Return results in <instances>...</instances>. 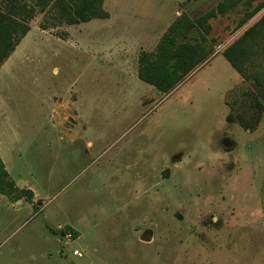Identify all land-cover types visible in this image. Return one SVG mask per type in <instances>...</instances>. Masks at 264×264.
<instances>
[{"label":"rangeland","instance_id":"obj_1","mask_svg":"<svg viewBox=\"0 0 264 264\" xmlns=\"http://www.w3.org/2000/svg\"><path fill=\"white\" fill-rule=\"evenodd\" d=\"M221 1L102 0L108 19L71 26L35 13L0 65V158L33 193L0 194V264H264V112L245 96L261 90L221 54L262 0L208 21L212 54L171 92L137 78L178 16Z\"/></svg>","mask_w":264,"mask_h":264},{"label":"trees","instance_id":"obj_2","mask_svg":"<svg viewBox=\"0 0 264 264\" xmlns=\"http://www.w3.org/2000/svg\"><path fill=\"white\" fill-rule=\"evenodd\" d=\"M253 1L255 0H222L216 8L195 19L185 13L178 16L162 36L156 50L140 54L137 78L159 93L171 92L212 54L215 40L208 38L211 31L208 21L217 16H224L240 4L249 8ZM263 7L264 0L252 11L245 13L238 26L246 24ZM37 11L52 14L59 24L69 26L109 17L103 8L102 0H0V65L10 57L20 39L29 32V22ZM263 41L264 15L221 53L243 81L253 80L258 90H261L258 94L245 93L257 120L264 112V80L259 73H253V67L249 69L248 65H254L256 48H259ZM230 118L228 115V119ZM0 194L12 202L25 199L32 203L33 200L31 190L17 187L10 179L1 158ZM61 233L65 235V229ZM72 235L74 238L77 236L74 231Z\"/></svg>","mask_w":264,"mask_h":264},{"label":"built area","instance_id":"obj_3","mask_svg":"<svg viewBox=\"0 0 264 264\" xmlns=\"http://www.w3.org/2000/svg\"><path fill=\"white\" fill-rule=\"evenodd\" d=\"M72 254H73V256L80 257V254L78 253V251H74Z\"/></svg>","mask_w":264,"mask_h":264},{"label":"crops","instance_id":"obj_4","mask_svg":"<svg viewBox=\"0 0 264 264\" xmlns=\"http://www.w3.org/2000/svg\"><path fill=\"white\" fill-rule=\"evenodd\" d=\"M190 73H191V72H190ZM190 73H189V74H190ZM189 74H188V75H189ZM188 75H187V76H188ZM187 76H186V77H187Z\"/></svg>","mask_w":264,"mask_h":264}]
</instances>
